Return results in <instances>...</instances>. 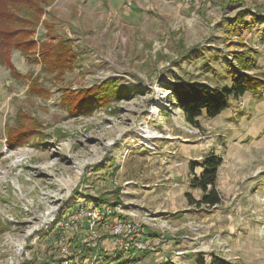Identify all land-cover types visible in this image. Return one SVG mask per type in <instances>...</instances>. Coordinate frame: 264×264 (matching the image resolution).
Here are the masks:
<instances>
[{
    "label": "rangeland",
    "instance_id": "374dc122",
    "mask_svg": "<svg viewBox=\"0 0 264 264\" xmlns=\"http://www.w3.org/2000/svg\"><path fill=\"white\" fill-rule=\"evenodd\" d=\"M247 8L262 15L260 23L228 34L231 19ZM46 11L43 20L54 29L49 35L71 40L79 55L73 71L53 78L13 49L18 73L39 77L36 93L28 91V80L12 76L0 52V264H61L73 256L70 264H122L126 257L105 237L97 245L103 263L75 249L88 238L86 222L69 232L67 253L57 250L59 216L62 223L69 215L75 220L81 202L100 198L112 206L120 201L126 219L147 223L140 241L150 234L179 248H133L128 255L139 256L130 264H198L214 257L264 264V89L232 100L214 119L202 116L194 127L168 88L178 79L229 88L231 46L240 36L258 52L264 71V0H56ZM44 24L34 40H51ZM107 81L131 96L88 116L68 115L63 90ZM20 111L43 125L44 136L12 150L8 128ZM212 153L223 159L221 203L191 205L188 196L199 201L201 194L190 188V164ZM95 233L109 235L105 226Z\"/></svg>",
    "mask_w": 264,
    "mask_h": 264
},
{
    "label": "trees",
    "instance_id": "16d2710c",
    "mask_svg": "<svg viewBox=\"0 0 264 264\" xmlns=\"http://www.w3.org/2000/svg\"><path fill=\"white\" fill-rule=\"evenodd\" d=\"M56 0H0V52L3 55V64L10 70L14 78H23L29 81L28 91L40 93L39 77L33 74L21 76L11 61V51L19 49L32 62L41 64L42 73L53 74V78L63 76L67 71H73L77 60L78 52L74 50V45L69 39H64L58 35H49L53 32V26L43 20L49 8ZM242 0H228V4H240ZM227 9V5L222 7ZM262 15L251 9H245L236 14L231 19L228 34H239L237 28L249 29L260 23ZM41 23H45V29L51 40L43 42L34 40L37 28ZM237 45L231 46V59L235 67L231 68L232 84L229 88L220 89L201 82H184L178 79L173 84H169L170 95L174 105L178 107L185 117V121L194 127H198V120L202 116L214 119L226 111L232 100H238L247 93H254L264 89V71H259L258 52L244 42L242 37L236 41ZM239 49L235 50L234 47ZM229 67V66H228ZM230 70V67H229ZM254 72V73H253ZM253 73V74H250ZM37 87V89H36ZM131 90L118 88L116 82H98L88 88L77 90L65 89L61 97V104L67 110L70 117L91 115L96 107H107L112 100H120L131 96ZM43 125L34 117H28L23 111L17 114V123L8 128V138L6 146L16 150L28 141L43 135ZM223 165V159L217 154H210L200 162L190 164L189 185L193 190L201 194L199 201L188 196L191 205L197 207H215L221 203V196L218 192L219 171ZM199 169V173H196ZM121 191V187L116 189V194ZM86 201V200H85ZM81 202V206L89 208L90 203ZM107 205L108 202L102 198L95 199L94 204ZM121 202H115L120 204ZM59 216V221L62 220ZM52 230V229H51ZM60 231V230H59ZM109 235L103 236L106 240ZM72 243V241H70ZM98 242V240H97ZM80 248L86 257H93L98 254V246L84 242L74 246ZM100 248V247H99ZM60 251V246H57ZM149 253V252H148ZM100 256V255H99ZM119 258H123L122 255ZM131 255L130 262L136 261ZM76 257L68 258V261H75ZM63 261V260H62ZM50 259L42 264H51ZM124 263V262H123ZM122 263V264H123ZM198 264H238L231 263L220 258H212L206 262L203 258L197 260ZM161 264H173L163 262Z\"/></svg>",
    "mask_w": 264,
    "mask_h": 264
},
{
    "label": "built area",
    "instance_id": "2783aa9c",
    "mask_svg": "<svg viewBox=\"0 0 264 264\" xmlns=\"http://www.w3.org/2000/svg\"><path fill=\"white\" fill-rule=\"evenodd\" d=\"M128 216L129 215L125 213L124 208L119 206L103 204L96 205L92 203L89 208H85L80 205L76 210L75 220L69 215L66 223H62L61 220L60 222H57L59 221L58 219L55 221V223H61V233H59L58 240L60 251L67 253L65 249H67L66 246L70 243L69 232L74 228L77 229L81 222H86L89 233L87 234L88 240L84 239V242L97 246V240L102 239L103 236H97L95 229L100 226L107 227L109 231L108 239H106L107 245L108 247L111 246V249H113L116 254L120 253L119 255L126 257L123 264H130L131 255H128V252H131L133 248H135L136 251L157 252L159 250L158 247L164 243V240L161 238H155L149 241H140L139 236L142 235L143 227L147 223L137 222L132 220V218L128 220L126 219ZM96 255L93 256L94 258L92 257L94 263H103L105 261L104 258ZM61 264H70V262L67 259H64Z\"/></svg>",
    "mask_w": 264,
    "mask_h": 264
},
{
    "label": "crops",
    "instance_id": "0c3cea01",
    "mask_svg": "<svg viewBox=\"0 0 264 264\" xmlns=\"http://www.w3.org/2000/svg\"><path fill=\"white\" fill-rule=\"evenodd\" d=\"M150 235V234H149ZM149 235H146V236H144L145 238H146V241H149V240H153V237H155V236H153L152 237V239H150L151 237H149ZM176 244V241H174L173 239H171V238H166V241H164V243L163 244H161L159 247H158V249L159 250H167V253H172V252H174L175 250H177V249H179V248H173L174 247V245L173 244ZM110 247V246H109ZM139 254V252H135L134 253V255H136V257L135 258H138V255ZM163 257V256H162Z\"/></svg>",
    "mask_w": 264,
    "mask_h": 264
}]
</instances>
